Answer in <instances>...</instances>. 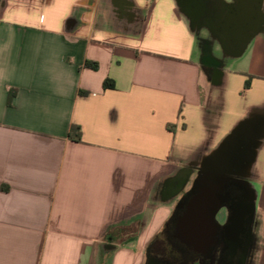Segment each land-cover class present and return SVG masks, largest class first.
<instances>
[{
	"label": "crops",
	"instance_id": "crops-1",
	"mask_svg": "<svg viewBox=\"0 0 264 264\" xmlns=\"http://www.w3.org/2000/svg\"><path fill=\"white\" fill-rule=\"evenodd\" d=\"M197 12L0 0V264H144L177 190L238 129L257 144L244 179L264 264V25L243 67H210L197 33L218 36Z\"/></svg>",
	"mask_w": 264,
	"mask_h": 264
},
{
	"label": "water",
	"instance_id": "water-1",
	"mask_svg": "<svg viewBox=\"0 0 264 264\" xmlns=\"http://www.w3.org/2000/svg\"><path fill=\"white\" fill-rule=\"evenodd\" d=\"M199 1L200 8L194 16L196 20L202 15L199 13L200 9L205 6V0ZM178 2L183 8V2L181 0ZM222 2L229 7V11L225 12V19L214 32L219 33L216 35L224 51L234 58H239L244 55L253 39L263 31L260 27L264 25V0ZM244 134V129H238L205 160L193 191L194 197L188 202L186 212L179 221L180 236L186 243L195 246L214 243L217 231L221 227L217 216L229 201V196L224 192L229 182H235V175L242 177L245 196L232 207L227 229L233 242L239 241L240 234L252 235L256 211L255 194L250 183L244 178L248 176L247 170L254 161V147L257 144L250 135ZM242 143L247 146H242ZM240 149H242L240 157L232 155L233 151ZM226 167L229 168L228 171H224ZM239 169L244 170V173L239 174Z\"/></svg>",
	"mask_w": 264,
	"mask_h": 264
},
{
	"label": "flooded vegetation",
	"instance_id": "flooded-vegetation-1",
	"mask_svg": "<svg viewBox=\"0 0 264 264\" xmlns=\"http://www.w3.org/2000/svg\"><path fill=\"white\" fill-rule=\"evenodd\" d=\"M181 1L185 9L192 8L193 10H198L200 8L199 0ZM204 5V8L200 9L202 14L201 19L204 23V20L207 19V23L213 27V31L211 32H214V29L220 28L221 22L225 19V12L229 11V7L218 0H208V2H204ZM214 34L219 33L214 32ZM217 41L220 42L219 39H217ZM203 58L210 67L216 62L214 58L211 57L208 48H206ZM242 146L245 147L247 145L242 143ZM245 152L247 153L248 151L245 150ZM241 154L242 149L232 152V155L238 157H240ZM228 170V167L224 169V171ZM200 172L201 170L199 174L196 175V181L190 183L191 186H189L188 190L184 188L177 190V207L163 230L148 247L144 264H254L252 255L257 250V241L254 234L252 233L251 236L248 234H240L239 241L233 242L230 239V232L227 229L229 226V218L232 215V207L238 200H241L245 196V190L241 183L242 177H240V175L234 176L235 182H229L224 192V194L229 196V201L227 203L228 211L223 213L225 217L223 219L227 220L218 221L221 227L217 231L214 243L195 246L186 243L181 238L179 221L186 212L188 202L194 197L193 191L199 179ZM238 173H241L240 169ZM218 216L217 220L219 219ZM108 240L112 241L114 239L109 237Z\"/></svg>",
	"mask_w": 264,
	"mask_h": 264
},
{
	"label": "rangeland",
	"instance_id": "rangeland-1",
	"mask_svg": "<svg viewBox=\"0 0 264 264\" xmlns=\"http://www.w3.org/2000/svg\"><path fill=\"white\" fill-rule=\"evenodd\" d=\"M197 34H198V42H197V59L198 60H200V61L203 60V56L205 54L206 48H208V50L214 56V58L221 61V63L224 64L225 67L231 68L232 70H235V69L239 68L240 66L243 67L244 63H248V62H244V61H248L247 59L250 57L249 55L251 53L252 48L248 49V51L246 53H244L243 56H241L239 58H234V57L228 55L226 53V51H224L220 42L217 41L216 39L214 40L211 37V34H209V32L207 30L203 31L202 33H201V31H198ZM206 36H208V38H205ZM189 186H191V185L189 184L188 187L186 188V190L189 189ZM221 211H220V214L218 216L219 222H220V220H227V219H223V218H225L223 216L224 215L223 213H226L228 211V207L225 206L224 208L221 209ZM226 218H228V217H226ZM223 222H225V221H223ZM258 256H259V253H258V247H257V250L252 255L253 263H254L256 257H258Z\"/></svg>",
	"mask_w": 264,
	"mask_h": 264
},
{
	"label": "trees",
	"instance_id": "trees-1",
	"mask_svg": "<svg viewBox=\"0 0 264 264\" xmlns=\"http://www.w3.org/2000/svg\"><path fill=\"white\" fill-rule=\"evenodd\" d=\"M86 66L88 68H92L93 70H97L98 69V64L97 63H87ZM251 80L252 77H250L247 81H246V85H245V90H247L248 88H250L251 85ZM105 87L106 88H114L113 84H111L109 81H106L105 83ZM69 138L74 141V142H82V130L79 126H72L71 131L69 133ZM121 239H125L124 237H116L115 240L119 241ZM128 239V238H127Z\"/></svg>",
	"mask_w": 264,
	"mask_h": 264
}]
</instances>
